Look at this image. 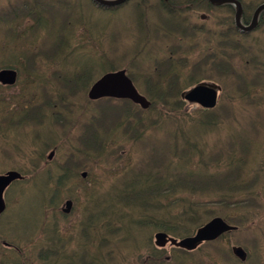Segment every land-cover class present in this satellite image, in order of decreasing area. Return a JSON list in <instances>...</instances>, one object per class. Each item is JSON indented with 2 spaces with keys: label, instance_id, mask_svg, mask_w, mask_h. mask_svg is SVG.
<instances>
[{
  "label": "trees",
  "instance_id": "obj_1",
  "mask_svg": "<svg viewBox=\"0 0 264 264\" xmlns=\"http://www.w3.org/2000/svg\"><path fill=\"white\" fill-rule=\"evenodd\" d=\"M46 1L18 0L12 4L13 6L5 7L0 12V30L11 31L12 38H14L12 41L13 49L15 51H25L27 58L23 57L24 54L14 53V55H20L22 60L25 58L29 61V67H33L34 65L36 68L35 71L23 69V72L34 74L33 77H41L42 74L46 73L44 82L48 83V86L50 79L47 80L46 77L54 75V73L51 68L41 65L44 57L45 61L51 63L54 70L59 72L55 76L58 77L60 74L61 77L58 78L62 82L77 83L75 84L77 87L72 86L71 91L70 89H64L62 91L48 90L49 92H47L46 97L49 99V102L46 103L47 107L42 109V111L47 112L44 114V117L49 119V121L51 118L53 120L56 119L63 124L69 122V120L76 119L73 114L76 113L74 106L80 109V102L78 100L83 99L82 95H85L88 88L97 80L98 75L118 68V63L122 57L112 58V56L105 54L98 46V43L102 44L101 40H103V38L100 39L99 37V30L101 28L98 26V23L91 22L89 24L85 18H82L81 20L76 19L77 24H75V19L70 16V12L74 9L75 12L81 11L80 5L75 4V2L73 4V0ZM150 1L136 0L135 4L137 10L141 8L143 11L141 12L143 18H140V20L141 22L143 21L147 32H150V26L154 25L148 22L151 19L149 16H146L147 10L151 11L149 15H153L154 18L158 13L167 15L166 8L155 6L156 9H152L154 7L153 4L146 7L147 2L149 3ZM199 1L203 3V6L194 8L188 13H197L205 9L208 13L223 10L227 14L219 18L214 25V30L211 28L204 32H199V38L203 36L201 40L191 42L190 45L187 42L184 44L179 43L178 45L174 41L181 39L178 36L181 32H175L174 29L167 26L165 21L162 22L161 20L157 22L158 26H155L152 33L147 35L148 38L145 41L149 45H147L149 53L153 51L155 56H158L156 60H152L150 56H147L144 62V65L148 69L149 66L153 67L152 73L157 75V77H154L151 74V77L146 76L143 79V83H147L148 87L152 89V95L146 92L147 98L151 102V106L147 110H141L138 106L128 101L105 99V102L109 104L113 102L118 105H125L127 108L124 106L118 107L119 109L117 110L120 113L118 111L109 113L115 114L116 117L114 118L106 116L108 115L106 113L105 117L108 118H102L104 123L101 125L95 124V120L93 121L91 116V119L86 124H82L83 119L76 122L83 129L84 133L86 131L88 135V139L84 141V149L86 151H82L78 156H88L91 152L92 156L95 157L94 159L92 158L94 162L101 159L106 163H114L122 160V156L118 152L121 151L124 142L130 143L137 148L138 156L134 159V165L137 168L133 172V177L128 181L124 179V182H126L124 188L121 191H117L116 199H111L108 203L110 209L127 210L130 212L131 224L124 217H119V219L113 217L110 210L111 212L109 213L96 214L92 226L97 229L101 224L106 222H111V225L113 222H118L122 226H120V229H124L126 234H131L132 236L129 239L137 240L138 245L139 242L141 243L138 234L143 237L150 236V232L153 230L150 228L161 229L168 235L177 238L192 235V229H194L201 219H198V212L195 211L194 214H187L191 220L184 221L186 216L184 211L187 212V205L189 204L186 203L183 195L185 193L195 194L197 192L207 195H214L216 193L244 194L246 192L245 180L253 168L250 164H246L247 166L244 164L254 144L248 139L251 136L242 137V134L247 135L248 132L246 130L238 129L237 132L239 134L237 138H234L226 147L223 144L222 150L217 151L216 154L214 153L215 158L207 153H211L210 147L208 143L204 146L206 140L202 139H206L207 136L217 133L219 130L216 128L221 126V123L225 124L226 121L224 118L223 122L222 117L215 115L217 109L204 111L199 108L197 111L187 112L188 116H186L184 121L181 120L183 123L174 130L173 135L166 130V124L170 122L171 116L175 117L179 113H182L185 107L186 103L181 98V94L201 81L210 82L215 80L218 83L222 79H226L230 82L225 83L226 87L234 83L231 89L234 93L232 92V94L228 95L231 104H236L237 100H239L244 104L254 107H262L264 105V99L254 94V90L260 87L258 84L261 86L263 84L264 86V48H259L257 45L258 36H255V33L264 29V12L260 17L256 31L241 33L234 26V10L232 7L226 6L218 9V6H213L206 0ZM239 1L242 5L245 22L250 21L256 7L264 2V0ZM190 2V0H183L175 6L180 7ZM92 5L97 10L111 12V15H114L113 12H116L120 8L108 9L100 7L95 3H92ZM63 8L67 15L62 14ZM67 8H69V11ZM132 8L136 14L134 5ZM174 11L176 13V9ZM61 15H64L66 18H62ZM168 15L177 14L168 13ZM157 18L159 19V17ZM51 26L54 27V32L50 34ZM105 27L104 31L106 30ZM81 30L85 31L86 34L79 36ZM175 36L176 38L172 40L171 38ZM149 38H152L153 41L162 39L165 42L160 43L163 44L162 49H158L155 43L152 45V41ZM195 38L193 36L191 39ZM44 41H47V43L45 44ZM172 44H175L176 49H170ZM185 44L188 47L182 50ZM86 50H91V52H88L95 57L94 62L90 66H82L72 60L69 62L70 59L64 57L68 53H72V56L75 57L81 55L77 54V52H82L83 54L86 53ZM36 51H40L43 57H41V54H35L34 52ZM49 52L51 55L47 54ZM180 57L181 61L178 62ZM237 58L240 65L236 64ZM15 65L18 66H15V68L21 73L22 68L20 67L22 63L19 62ZM127 66L131 67L132 63H128ZM238 66L250 69V73L254 71L253 75L247 73L245 70L242 73L246 72L247 75L238 74L241 73L238 72ZM65 69L68 70V74L65 73ZM129 75L133 77L131 72H129ZM217 76L220 77L219 81L217 80ZM56 77L55 79H57ZM186 78H189V80L186 81ZM31 82L38 83L34 80ZM82 86H84L83 90H81ZM33 92H39V94H32L33 97L41 98V87L39 90ZM28 97L30 98L31 96L28 94ZM68 99L75 104L69 103ZM63 107L66 109H63ZM92 111V115H102V112ZM136 111L138 112L135 113ZM82 112L84 111H80V113ZM85 114L90 113L85 112ZM189 125L194 129L188 130L187 127ZM73 128H76V126L70 125V127H67L69 132ZM152 129L155 130L156 134H154ZM72 132L73 136L76 137L74 131ZM101 134H105V137H101ZM167 136L168 138L166 139ZM153 138H156V143L152 142ZM78 140L81 142L80 138ZM255 144L256 146L258 145L257 143ZM48 146L50 148L54 147L57 156H61V153L57 152L56 145ZM105 146L115 149L117 152L111 151L115 155L108 156L99 151L103 150L102 148ZM96 151L99 153L98 156L95 154ZM72 156L69 155V159H65L64 162L70 163ZM198 157L200 158L198 159ZM196 166H200L199 174L194 171V167ZM248 187H251V184ZM170 195H180V198L174 197L172 199V203H180L182 212L178 215L160 210L159 202L164 200V196ZM212 201L213 199L210 200V202ZM234 203L238 205L242 201H235ZM135 217L140 218L139 221L137 220V224H135ZM149 219H151V222H149ZM3 234L1 233L0 235ZM146 244L147 240L146 243L141 245ZM11 245L15 250L19 251L21 256H24V248L22 246L15 243ZM152 252L156 253L154 250ZM158 258L157 251L153 255V259L156 260ZM174 258H177V256ZM53 259L55 260L54 257ZM181 260L183 261L181 264H190L185 261L184 257L179 259V261ZM92 264L97 263L94 261Z\"/></svg>",
  "mask_w": 264,
  "mask_h": 264
},
{
  "label": "rangeland",
  "instance_id": "obj_2",
  "mask_svg": "<svg viewBox=\"0 0 264 264\" xmlns=\"http://www.w3.org/2000/svg\"><path fill=\"white\" fill-rule=\"evenodd\" d=\"M15 1L17 2L18 0H0V12L5 9V7L9 4L12 3L14 4ZM44 1V0H42ZM51 1V0H47ZM46 1V2H47ZM54 1V0H52ZM75 3L82 5L81 6V11H76L75 9L72 10L70 13V16L75 19V24H77L76 19L81 20L82 18H85L86 21L90 22H96L98 23V26L101 28L99 30L100 34V39L103 38L102 44L98 43V46L103 50V52L109 56L113 57H121L125 56L126 59L123 62L118 63L119 65L127 64V63H132L131 67H124L128 68V71L131 72L133 75L137 76V80L139 83H136L135 87L138 90L139 93L142 91L146 94V92H149L152 95V89L151 87H148L147 83L144 82V78L146 76L151 77L152 76L157 77V75H154L152 73L153 67L149 66V69L144 65L145 58L147 56H150V58L157 59L158 56H155V53L153 51H150L149 53V47H146L143 49L142 53L139 56L133 55L134 53L131 54V51L136 48L138 51L141 50L143 47V42L141 44L139 41L141 38L145 40L147 35L149 33H152V31L155 29V26L158 25L157 22L161 20L162 22H177L179 23L184 29H187L188 27L186 26L187 23L189 25L195 24V25H202L206 29L211 27L214 30V25L215 23L219 20V18H222L223 16H226V12H223V10H219L218 12L214 13H208L205 11V9H202L198 11L197 13H184V15L180 12H177L175 14L177 15H164L162 13H158L156 17L154 18L153 15L151 14L150 10H147V15L150 17L149 23H153L154 25L150 26V32L146 31V27L143 22L138 21V17L135 15V12L133 10V2L119 11L115 15H110L108 13H104L102 11H99L95 9L93 6H91L89 0H75ZM135 2V1H134ZM150 4H153L154 7L152 9H156V0H151L149 3L147 2V5L150 6ZM71 8V7H69ZM69 8L67 10L69 11ZM158 9V8H157ZM64 11V8H63ZM158 11V10H157ZM74 12V13H73ZM159 12V11H158ZM90 13L93 15H90ZM201 13H204L207 15V18L205 20H201L199 18V15ZM179 16V18H178ZM159 17V19L157 18ZM157 21V22H156ZM106 26V27H105ZM104 27L106 30L104 31ZM115 32L113 33L114 36L110 34V32ZM54 32V27L51 26V31L50 34ZM103 32V33H102ZM144 32V33H143ZM82 34H86L85 31L81 30L79 32V36ZM98 34V35H99ZM150 35V34H149ZM255 36H258L257 39V45L259 48L263 47L264 48V29L255 33ZM152 41L153 45V40L152 38H149ZM13 38L11 36H8L7 34H3L2 32L0 33V52L2 50H6L8 53H12L13 50H11L13 47L10 45L12 43ZM77 41V39H76ZM75 41V42H76ZM5 42L7 44V47L5 46ZM45 44L47 41H44ZM165 43V42H163ZM168 44V42H167ZM163 44L158 45V49H162ZM185 47H188L187 44H185ZM11 48V49H10ZM136 51V50H134ZM57 54V52H56ZM77 54H81L78 56H72V53H68L66 58L70 59L69 62L75 61L82 66H90L92 62H94V56L89 53L88 51L86 53L82 52H77ZM56 56V55H55ZM54 56V57H55ZM58 57V56H57ZM191 57V56H190ZM111 58V59H112ZM43 60L45 58L43 57ZM196 60V58H195ZM237 65H240V62L237 58L236 61ZM0 64V68H1ZM189 67V66H187ZM239 67V71L241 73H238L240 75H247V73L252 74L253 72H249L250 69H245L241 66ZM189 70V69H188ZM244 70L246 71L245 73ZM189 72V71H188ZM65 73L68 74V70L65 69ZM201 73V72H200ZM102 74L98 75L97 78H99ZM251 75V76H252ZM42 76H46V73L41 75V102L44 100L43 93L49 92L48 90H55V91H62L58 87V84L55 82V76L54 75H48L46 77L47 80L50 79L49 85L44 86V81L45 78ZM154 79V78H153ZM248 79V77H247ZM150 80V79H148ZM189 78H186V81H188ZM217 80H220V77L217 76ZM135 82V81H134ZM216 83V81H212ZM228 82L226 79H222L221 82H218L220 86L222 87V93L220 94V100L218 102V105L216 107L215 115L218 117H222V121L224 122V118L226 119L225 125L224 123H221V126L216 128L219 130L217 132L218 135L215 139L209 138V136L206 137V144L211 143V145H218L224 138H229V135L235 136L234 138H237V135L239 134L237 131L239 130H246L248 133L247 135L242 134V137H248L251 136L248 139L253 142V147L250 149V154H248L247 158L245 159V165L250 164L251 167L254 168L253 173H256V170L258 168H262L260 166L261 164L264 163V105L261 106H250L248 104H244L241 101L237 100L236 104H231L229 102V96L234 93V91H231L232 86H234V83H231L230 86H225V83ZM149 83V82H148ZM237 86V85H236ZM258 89L254 90V94L257 96H260L264 99V86L258 84ZM16 87V86H15ZM14 86H12L9 89V92L17 93V90L15 89ZM84 86L81 87V90H83ZM80 89V88H79ZM241 89V88H240ZM239 89V90H240ZM24 88H21V93L24 92ZM88 91V90H87ZM141 94H144V93ZM12 93V94H13ZM144 94V96H146ZM72 95V94H71ZM84 98L87 97V92L85 95H82ZM81 96V97H82ZM69 103H74L71 100H67ZM80 109L76 106H74L75 111L80 112V111H85L90 114H87L83 118L82 124H86L88 120L91 119L94 121L95 124H103L104 121L102 118H108V117H116L114 114H109L111 112H117L120 107H125V105H118L116 103L111 102L109 103H102V102H94L92 103L91 107H89L83 99H80ZM75 104V103H74ZM119 107V108H118ZM2 108V106L0 107ZM41 106H34L28 110H18L17 112V120L19 121L15 128L17 129V138L19 140H24L26 141V144L28 145L30 142L33 143L35 146L38 148H41V145L44 144L45 142L48 144L54 143L57 149V152L61 153V156H57V153L55 155V158L50 161L54 162L50 165H45L41 167H44L43 170L39 167H34L30 164V161H36V158L30 157L29 158H22L19 157L18 155H8L5 157V154L0 152V172L6 171V170H19L24 169V170H29L30 172V177L31 180L27 179L24 182H17L13 186H18V187H23L26 186L29 182L30 184L27 186L26 189L21 190L20 188H12L13 193H10L9 196L6 199V204H7V212L5 215H3V219L0 220L2 221L1 223V228H0V233H2L3 229H17L18 233L25 236L26 238L30 237L33 235L35 232L41 230V240L38 235V238L34 237L36 234L31 236V240L28 241L27 245L24 247L26 252L28 253L29 259L35 258L36 254L39 249H41V258H51L50 253L52 249L50 247L60 244V243H67L62 247V253L60 255V262L62 261V254H67L71 253L70 250V242L72 241V236H76L79 230L81 229V223L82 222V216H80V212L82 211V204L79 202L83 203V200L85 199L84 195L86 193H89L91 191V185H87L86 182L83 181H70L72 178L75 177L76 170L79 169L78 171L80 172L81 170H87L90 169L93 172V176L95 178H98L99 181L95 184V188L97 191H100L101 194L103 193L105 188H110V184H112L113 179H116L121 186V172L126 171V169L134 162L133 160V154L128 151L129 145L125 146V149L123 151V159L121 161H116L114 163H106L105 166L103 164L97 165V163H86L85 167L81 166L80 167V162H78V152L80 151H85L86 149L83 148V146L80 144L79 145V140L73 136V132L75 133V136H78L79 133H84L79 125L75 123L76 121L74 119L69 120V122L65 123H60L58 120L59 125L56 127V135L53 132L55 128V124H48L46 121L42 126H41ZM61 109V108H60ZM64 109V107H63ZM92 109L95 110V112H102V115L100 116H95L92 115ZM197 111V108L195 106H190L186 105L184 109L182 110V113H179L177 116L172 117L166 124V130L169 133H173L174 130L178 127L181 126L183 123L181 120H185L186 116H188L186 113L187 112H193ZM136 111L135 113H137ZM44 114H46V111H43ZM108 113V115H106ZM118 113H120L118 111ZM108 116V117H105ZM91 116V117H90ZM11 120L15 121L16 116L11 118ZM36 121H38L39 125L34 131H30L28 133L23 132L21 127H28L31 126V124H34ZM75 123V124H74ZM76 125V128H73L71 132L68 131V129H65L63 125H66L67 127H70V125ZM41 129V131H39ZM189 130H193L194 128H191L190 125L187 127ZM154 134H156L155 130ZM227 130H230L231 133L229 135L225 134L228 132ZM87 135V134H86ZM173 135V134H172ZM41 136V142L39 140H34V137ZM56 136V138H55ZM66 136V137H65ZM73 136V137H72ZM88 136V135H87ZM65 137V138H64ZM101 137H105V134H101ZM170 137V136H169ZM69 138V140H68ZM88 139V138H87ZM149 139V138H147ZM58 140V141H57ZM71 140V141H70ZM0 141H5L1 140ZM156 138H153L152 142L156 143ZM229 141V140H228ZM17 143L18 140L16 141ZM56 142L58 144H56ZM257 143L258 145L256 146ZM255 145V147H254ZM83 149V150H82ZM59 150V151H58ZM78 150V151H76ZM208 153V152H207ZM212 154V153H208ZM69 155L72 156V167L73 169L70 172L65 173L64 172V165L65 159H69ZM46 156V155H45ZM45 157H43L44 160ZM59 162L58 164H55ZM64 162V163H63ZM240 162V161H239ZM246 165V166H247ZM62 167V170L58 171L59 167ZM36 169H39V171H36ZM132 173V171L130 172ZM73 175V176H72ZM48 177L52 178L51 180L48 179ZM61 178L60 182L58 179ZM75 178H78L77 176ZM75 183V184H74ZM259 187L261 189L256 188V182H255V188L260 192L261 200L260 203L264 204V179L258 182ZM119 184H116L113 189L110 188L109 192H105V196H102L101 198L106 200V203L104 206L100 207V213H109L112 211V216L117 217L120 215L119 210L115 209H110L109 208V202L112 199H116V192L113 190H116L121 188ZM51 189H50V188ZM55 190H54V188ZM121 191V189H120ZM14 194V195H13ZM18 195L19 200L17 199ZM71 198L72 201V209L70 210L71 212L68 215H63L61 213V210L65 209L64 208V203L67 199ZM194 198H189L187 200V203H192L190 200ZM205 202V201H204ZM203 202V203H204ZM202 203V205H204ZM178 207H173L170 212L172 213H181L182 209L180 208V203H177L175 206ZM194 205V203H193ZM41 206V212H40V207ZM6 208V209H7ZM214 209V208H213ZM111 210V211H110ZM245 210V208H243ZM40 217L41 219V226L43 227L42 229H38L39 224H40ZM125 219H128V223H130L131 216L130 215H125ZM252 226L255 227L252 229L253 233L256 232V229H262L264 226V213L260 212L257 216L253 217L252 216ZM8 225V226H7ZM56 226L59 227V229H56L57 234L56 237L59 239V243L57 240H52V243H48V237L52 238L53 237V229L56 228ZM133 227V226H132ZM243 228H247V225L245 222L242 223ZM250 227V228H251ZM134 228V227H133ZM94 228H90L89 231H92ZM8 232V231H7ZM9 235H14L13 237L8 236V234L5 233L3 235H0V243H2L5 239L11 240L12 238H16L17 241L20 243L25 242L26 240L22 239L21 236L17 235L14 231H10ZM105 236L111 239L110 242L106 243L104 241V246H112L113 244H118L120 249L117 250V255L118 257L115 258V264H125L127 261H130L129 264H151L153 260L149 259L148 254H146L149 249L148 247L146 248H141L139 247L137 240H130L129 235L126 234L124 231L120 229V224L114 223L113 228L109 229L108 232L105 233ZM77 237V236H76ZM153 238V235H152ZM251 238L247 234H240L237 236V242L243 244V245H248L250 243ZM153 246L152 239H150L149 242ZM249 255H251V258H249V262L247 264H251L252 260H255L253 264H264V236L257 235V240L253 239V246H249ZM165 250L167 252H171L169 249V246H166ZM40 251V250H39ZM247 251V252H248ZM146 252V253H145ZM137 253L143 254L140 255L141 262L139 263H134V261H131L134 259L137 255ZM74 255V254H73ZM58 256V255H56ZM6 257H16L15 253L13 252H8V255ZM45 259H41V262L45 261ZM147 260L144 262V260ZM149 259V260H148ZM181 259V258H180ZM58 260V261H59ZM30 261V260H29ZM182 261V260H181ZM38 260H33L28 263L30 264H40ZM48 263H51L50 261H47ZM73 262H76V259H71L69 264H73ZM97 263H99L97 261ZM155 263H165V261H160L156 259ZM42 264V263H41ZM62 264V263H61Z\"/></svg>",
  "mask_w": 264,
  "mask_h": 264
},
{
  "label": "water",
  "instance_id": "obj_3",
  "mask_svg": "<svg viewBox=\"0 0 264 264\" xmlns=\"http://www.w3.org/2000/svg\"><path fill=\"white\" fill-rule=\"evenodd\" d=\"M101 6L105 7H113L124 3L126 0H93ZM214 4H223V3H231L235 6V15H234V23L235 26L241 30L242 32H249L256 28L257 20L259 14L264 10V4L260 5L252 18V21L248 25H244L241 23V15L242 8L241 4L237 0H209ZM14 76V72L2 71L0 72V81L5 83L13 82L9 77ZM220 91V88L214 84H199L187 91L183 98L186 99L190 103L197 104L204 109H212L216 106L217 103V94ZM88 97L91 100H96L103 97H110L116 99H127L133 102L136 105H139L142 109H147L150 103L140 95L137 90L134 88L130 79L126 76L124 70H120L117 72H112L105 74L98 81H96L90 88L88 92ZM20 177L19 174L15 172H8L5 175L0 176V213L4 210V202L2 199V193L4 189L16 178ZM68 205V203H67ZM225 223H223L220 219H214L202 228L197 231V234L193 238H187L177 243L174 240H171L173 244L178 247L190 249L196 246L197 243L204 240H213L219 234L224 232L225 230H229ZM158 239L157 244L162 246L165 244V236L164 235H156ZM235 253L239 256L242 255V252L237 249Z\"/></svg>",
  "mask_w": 264,
  "mask_h": 264
},
{
  "label": "flooded vegetation",
  "instance_id": "obj_4",
  "mask_svg": "<svg viewBox=\"0 0 264 264\" xmlns=\"http://www.w3.org/2000/svg\"><path fill=\"white\" fill-rule=\"evenodd\" d=\"M183 0H158V3H159V5L161 6V7H164V8H166L167 9V15H168V13L169 14H175V11H174V7H175V5H177V4H179V3H181ZM191 2L190 3H188L187 5H185V7H187V8H200V7H202L203 6V3L202 2H200L199 0H190ZM181 6H183V5H181ZM156 7H158V4H156ZM141 12H143L142 10H141ZM182 14H184V13H182ZM201 20H204V19H201ZM157 22V21H156ZM166 24H167V26L169 27V28H171V29H174L175 30V32H177V31H179V32H181V33H186V34H188V33H192L194 30H196L197 28L195 27V26H193V25H189L188 23H187V29H184L180 24H178V23H174V22H166ZM158 26V25H157ZM172 27H174V28H172ZM144 33V32H143ZM176 38V36L175 37H173V38H171L172 40H174ZM142 41V40H141ZM156 45H157V47H158V45L161 43V42H163V40L162 39H159V40H155V41H153ZM143 44V46H145L146 44H147V41H145V42H143L142 43ZM170 49L171 50H174V49H176L175 48V46H174V44H172L171 45V47H170ZM179 50V49H178ZM171 52V51H170ZM13 54H14V52H12V53H8V52H5V54L3 53V52H0V63H5V67L6 68H8V67H10V65H12V66H14V64H15V60H14V56H13ZM21 68H28V65H24V66H21ZM40 69H41V67H40ZM8 70V69H7ZM16 75H17V73H16ZM20 83L21 82H16V81H14L12 84H0V90H5V97H1L0 98V105H8V104H10V108L8 109V108H5L1 113H0V115H2L3 117H7L6 119H8V124L9 123H11V122H13V120H11V118H13V117H15V114L13 113V110H17V109H15L14 107H13V103L16 101L15 100V98H16V95H15V93L13 94V97H10V96H7L9 93L10 94H12L13 92H9V89L8 88H11L12 86H16L15 87V89H18L20 86H22V84H24V83H21V85H20ZM62 85H68V86H77V85H75V84H77V83H70V82H63V83H61ZM26 86H28V85H26ZM31 86V85H30ZM14 89V90H15ZM22 99L23 100H25V101H28V99L27 98H25V97H22ZM17 117H18V115H16V119H17ZM46 122V120H42L41 121V126L44 124ZM48 124H54V123H52L51 121H48ZM38 125H39V123H38V121H36L34 124H31V126H28V127H24V129H23V132H26V133H28V132H30V131H34V129H36L37 127H38ZM39 131H41V129L39 130ZM53 132L55 133V129L53 130ZM5 133L6 134H12V135H16L17 134V132H13V130H12V128L11 127H9L8 129H6V131H5ZM34 140H39L40 142H41V136H38V137H34L33 138ZM32 150H34V151H39L40 153H39V155H38V161L37 162H32L31 163V165L32 166H34L35 168L36 167H39L40 169H41V165L43 166V165H45L46 163H42L41 162V148H38V147H32L31 148ZM53 154H54V152H51V155L53 156ZM89 156L90 155H88L87 156V159L89 158ZM21 169V168H20ZM22 171H24L23 172V178L21 179V182H24V181H26L27 179H29V180H31V178L32 177H30L29 175H30V172H29V170L27 169V170H24V169H21ZM37 171H39V169H36ZM84 173H85V176H83V172H81V173H78V175H76L75 174V177L77 176L78 178H72L70 181H73V182H75V180L76 181H83V182H86V184L87 185H89L90 183H92V180H91V178L89 177V173H88V171L87 170H85L84 171ZM73 176V175H72ZM30 184V182L26 185V186H24V188H23V190L24 189H26L27 188V186ZM75 184V183H74ZM13 187H10L9 189H8V192H7V197H8V195L10 194V193H13V190H11ZM14 195V194H13ZM90 206H91V200L90 199H87V201H86V210H85V212H83V213H80V216H83L84 214H87V215H90V211H89V208H90ZM40 212H41V210H40ZM87 220H88V216H85V220L83 221V223L85 222H87ZM39 229H41V217H40V224H39ZM256 230H258L260 233H263L264 234V227L262 228V229H256ZM82 233H86V238H88V233H89V229H80L79 230V232L77 233V234H82ZM100 238H104L103 236H101ZM89 241L91 240H93L92 239V237H90L89 239H88ZM235 242H237V236H228L227 238H225V239H221V240H219L218 242H216V244H215V248H216V250H217V252L221 255L222 253L225 255L226 254V249L228 248V247H231L232 245H234V243ZM247 261L245 260V263H246ZM252 264H253V260H252V262H251Z\"/></svg>",
  "mask_w": 264,
  "mask_h": 264
},
{
  "label": "bare ground",
  "instance_id": "obj_5",
  "mask_svg": "<svg viewBox=\"0 0 264 264\" xmlns=\"http://www.w3.org/2000/svg\"><path fill=\"white\" fill-rule=\"evenodd\" d=\"M89 1H90V3H94L93 0H89ZM247 255H249V251L247 252ZM246 261L249 262V258H247ZM247 262H246V263H247ZM253 263H254V261H253ZM251 264H252V263H251Z\"/></svg>",
  "mask_w": 264,
  "mask_h": 264
}]
</instances>
